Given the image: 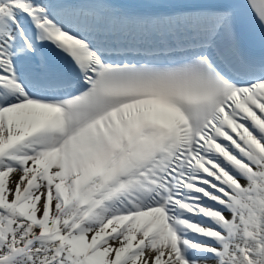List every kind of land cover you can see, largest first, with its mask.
Returning <instances> with one entry per match:
<instances>
[{"label":"snow or ice","instance_id":"1","mask_svg":"<svg viewBox=\"0 0 264 264\" xmlns=\"http://www.w3.org/2000/svg\"><path fill=\"white\" fill-rule=\"evenodd\" d=\"M0 264H264V0H0Z\"/></svg>","mask_w":264,"mask_h":264}]
</instances>
